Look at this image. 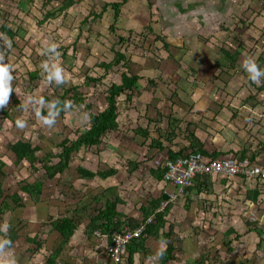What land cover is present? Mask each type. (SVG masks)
Instances as JSON below:
<instances>
[{
	"label": "rangeland",
	"instance_id": "rangeland-1",
	"mask_svg": "<svg viewBox=\"0 0 264 264\" xmlns=\"http://www.w3.org/2000/svg\"><path fill=\"white\" fill-rule=\"evenodd\" d=\"M50 1L49 4L48 0H0V25L6 24L15 30L20 27L24 35V38L16 37L11 40L0 34V59L11 65L13 76L12 92L8 103L3 106L5 110H9V114L4 116L0 113V163L6 164L0 169V177H4L0 205L6 201L13 209L5 215L0 214V264H47L62 242L61 235L52 228V221L63 217L73 218L79 227L70 243L63 248L56 264H111L106 243L86 235L90 218L104 207L107 199L115 200V197L121 195L125 207L120 208L125 209L128 218L140 221L143 219L141 205L153 199V194H159L155 191L156 180L150 170L156 160L163 158L149 161L151 153L145 154L143 151L148 141L142 143L143 139L137 137L133 130L138 125L135 117L146 124L147 115L137 114L143 106L137 105L135 97L131 100H126L125 96L120 97L119 107L125 117L121 131L106 136L98 147L83 148L74 153L67 172L54 179L47 177L40 164H37L39 171H32L27 162L16 165L15 155L9 146L17 141L32 143L33 146L40 147L38 156L42 158L50 152L56 155L60 150L58 145L64 139L75 140L80 130L90 125L89 115L98 113L107 106L106 91L110 84L120 81L119 70L122 71L123 68L115 66L106 75L104 68L100 67V63L112 61L116 51L130 57V71L141 77L142 86L147 87L149 79L154 80L157 84L156 97L167 98L166 103H169V97L175 99L172 94L176 89V82L183 85L198 82L195 59L199 51L203 55L218 53L221 61L227 62L220 51L225 45L233 51L241 48L239 51L243 61L247 57L252 58L262 43L264 47V0H151V10L149 0H129L121 9V16L115 24L117 30L114 32L109 29L113 23V11L110 7L98 18L89 15L90 12L99 14L105 4L118 0H82L65 13H59L41 23L46 12L59 6L62 0ZM148 26L152 27V32L148 30ZM233 28L234 35L230 36ZM121 37L125 40H120ZM242 37L248 41L245 43ZM9 40L10 47L5 44ZM164 41L170 45L169 48L165 47ZM53 44L57 46L58 56L49 51ZM183 56H188V59L184 60ZM45 60L62 67V83L48 79L41 66ZM224 64L221 73L217 74L221 75L222 83L234 80L238 85L250 87L247 80L249 75L242 64L239 65L242 72L237 68L233 72L228 68V63ZM191 69L194 72L190 73ZM201 69L200 80H211L207 74L206 77L202 75L207 73V69L210 70L208 66ZM38 70L40 78L31 81L29 74ZM86 75L106 78L99 84L93 82L86 85ZM72 86L79 88L85 103L92 108L86 109L85 105L67 107L61 115L49 102L57 100L58 94L63 93V88ZM191 92L188 91L187 96ZM70 97L68 95L66 99L68 104L72 103ZM46 98L50 101H46ZM127 117L133 119V123H129L131 120ZM45 118L54 122L48 124ZM18 121H25V126L21 127ZM221 125L228 143L224 137L217 141H224L232 147L230 141L233 138L229 134V126L232 125L236 135L240 128H234L227 121ZM249 140L250 143L245 146L242 141L237 149L246 146L250 148L254 144L261 149L262 144L258 146L257 140L253 142L251 136ZM229 150L227 153L233 152L237 156L242 151H236L233 147ZM247 156L250 158L248 154ZM130 160L140 161L141 167L133 175L135 179L131 180V186L124 184L120 193V182H124V174L128 175L125 167H128ZM58 161L53 157L51 163L56 164ZM78 165L92 171L116 168L118 174L107 180L97 178L93 182L86 181L79 178ZM119 167H124L121 168L120 175ZM35 182L43 184L38 203L22 192L23 186ZM13 195L20 197L25 208H19L12 202L9 197ZM179 202L177 200L170 216L177 225L173 238L177 240L179 237L182 240L180 242L178 239L180 243L177 241L176 244L183 253L175 264H198L200 255L205 252L210 255L204 258L206 264H221L213 260L217 256L226 257L223 256L225 245L229 240L233 241L235 236L227 234L230 225L241 234L238 241L232 242L237 251V259L231 262L237 264L242 257L243 253L240 251L243 248L246 251L251 247L253 253L257 252L255 244L259 238L256 233L244 234L246 229L242 221L233 222L226 219L225 215L222 218L212 217L211 214L201 213L200 208L197 212V205H192L191 212L186 213L179 209ZM12 230L16 231L17 238L13 246H7L6 237ZM34 237L36 242H32ZM262 241L264 245V239ZM148 245L154 250L155 257L144 260L143 264H158V255L164 245L152 239ZM39 246L40 249L37 248ZM140 257L136 258L135 264H141Z\"/></svg>",
	"mask_w": 264,
	"mask_h": 264
},
{
	"label": "crops",
	"instance_id": "crops-1",
	"mask_svg": "<svg viewBox=\"0 0 264 264\" xmlns=\"http://www.w3.org/2000/svg\"><path fill=\"white\" fill-rule=\"evenodd\" d=\"M233 35L234 28L230 36ZM243 35L244 34H242V36ZM242 40L245 43L248 41L243 37ZM224 47L227 49V46L224 45ZM259 47L263 49L259 48L252 58L261 68H264L263 43ZM197 55L198 56L195 59V69L197 70L196 74L198 82L193 85H183L176 82V89H174V93L172 94L175 96V99L169 97V103H166L165 101L167 98L158 99L156 97V83L152 87L150 85L145 87L140 84L141 95L135 97L134 100L137 101V105H142L143 108L140 110L138 109L139 111H137V114H144V116L147 115L148 119L146 120V124H143L141 119L135 117L134 120L135 122H138V125H136L133 130L139 127L142 129H149L150 131V138L147 140L134 133L137 137L143 139L142 143L148 141L147 146L143 147L145 148V150H143L144 153H151V161L160 158L167 159L169 151L173 153L183 151V155H186L187 153L194 151L195 148L202 149L208 154L207 156H210L214 152H220L222 155H227V152L230 151L229 148L232 147L235 148L236 151L249 148L246 146L237 149L242 141L244 142V146L245 144H249V138L251 136L253 142L257 140V145H262L261 149H259V147L256 148V145L254 144L248 149L247 154L250 157L254 154L256 155L255 162L253 163L255 166H259L262 169L263 174L259 177L250 179H243L241 177L228 179L220 176L207 178V186H204L205 188H203L202 192L197 193L195 189L192 193L187 194V191L180 194L178 187L173 184L166 183L164 180L157 181L155 179V191H158L157 193L159 194L158 196L155 194L152 196L158 198L160 197L159 195L163 193L169 198L162 202L157 212L163 211L168 204L174 203L175 206L167 218L168 221L173 223L174 228H176L177 225L171 220L170 216L176 207L177 200H180L179 209L181 208L186 213L191 212L190 208L192 205H197V212L201 209V213L211 214L212 217L222 218L225 215L226 219H231L233 222H239L240 220L244 223L246 229L244 234L251 235V233H256L258 236L257 230H259L261 236H258L259 240L255 244L257 252L253 253L251 247L246 251V248H243L240 251L243 253L242 257L238 259L237 264H264V245L262 243V240L264 239V77H262L261 82L259 83L247 79L250 87L245 84L238 85L234 80L233 82H226L224 84L220 81L221 75L217 74L221 73V68L224 67V63H227L228 61L222 62L218 53L203 55L202 52L199 51ZM221 55L223 56L222 53ZM183 58L184 60H187L188 56H183ZM242 62L243 58L242 54H240L235 69L237 68L240 70L239 65L243 64ZM228 65L229 63L227 66ZM203 66H208L210 70L207 69V73L202 75L204 77L208 75L211 80H206L205 82L200 80L201 74L199 71L202 70L201 68H203ZM190 71V73L194 72L192 69ZM231 71L234 72L235 70ZM240 72L242 71L240 70ZM214 76L215 78H213ZM188 91H192L189 96H187ZM133 106H136V104H133ZM128 118L129 117H127V119ZM124 120L125 117L123 116V121ZM132 120L129 121V123H133ZM225 121L232 123L234 128L235 126L240 128L239 134L236 135L232 130V125L229 126V134L233 135H231L233 140L230 141L232 144L229 143L232 147L226 145L224 141L223 143L217 141V139H223L224 137L228 143L225 131H221V123H224ZM170 131L173 132L172 136L168 134ZM190 133H194L197 139L191 137ZM152 139H154V141ZM130 162L139 163L140 161L135 162L130 160ZM121 168L119 167V175L121 174ZM153 168H156L155 163L153 164ZM131 169H133L131 166L130 168L125 167V171L128 172V175H123L124 182H120V193L124 184L131 186V180L135 179L133 175L137 171L134 170L130 173ZM129 177L132 179H129ZM256 193L260 194L255 198ZM120 196L119 198L122 203L119 205V211L126 216L125 209L120 208L125 207L123 204L124 200ZM173 197L175 198L174 200H172ZM165 202H167V205L163 208L162 205ZM153 216L154 215H151L149 218H153ZM245 222H248L249 225H246ZM229 229H234L235 233H237L236 229L231 225L229 226ZM237 234L240 235L239 238H241V234ZM151 239L154 242L161 243V245L163 244L161 241H157L150 237L146 240V247L149 249L150 246L148 245V242H150ZM102 242L107 244L106 238L103 237ZM225 248L226 251L223 253V256L226 257L217 256L213 262L233 264L231 261L237 259L235 256L237 251L234 249L232 243L230 248L226 245ZM150 250L154 252V250ZM218 251L219 250H217V252ZM153 252L152 255L145 260L155 257V253ZM218 254H220V252H218ZM138 256L139 255H135L133 264H135V260ZM210 263L211 262H208V264Z\"/></svg>",
	"mask_w": 264,
	"mask_h": 264
},
{
	"label": "trees",
	"instance_id": "trees-1",
	"mask_svg": "<svg viewBox=\"0 0 264 264\" xmlns=\"http://www.w3.org/2000/svg\"><path fill=\"white\" fill-rule=\"evenodd\" d=\"M81 1L82 0H62L59 6L52 7L49 11L46 12L41 23H44L45 21L56 17L59 13H65ZM128 1L129 0H118L117 2L107 3L104 5L99 14L90 12L89 16L98 18L104 12H106L108 7H110L113 11V23L109 26V29L114 32L115 30H117L115 24L117 23L118 18L121 16V9L125 4L128 3ZM150 1L151 0H149V9L151 10L152 3H150ZM48 3L50 4L51 1L48 0ZM244 29H242V31H244ZM148 30L150 32L153 31L152 27L150 26H148ZM0 34L8 36L11 40H14L16 37L24 38L22 29H20V27L15 30L6 24L0 25ZM120 40L124 41L125 39L121 37ZM163 43L166 48H169L170 45L168 43H166L165 41ZM240 49L237 48L233 51L229 48L226 49L225 47H223V49L220 50L226 61H228V68L230 70L236 71L235 65L238 61L239 55L241 54V51H239ZM129 58L130 57H126L125 53L116 51L112 61L100 63V67L102 66L104 68L106 75L108 74V71L110 69H113L115 66H119L124 70H119L120 81L111 83L108 87V90L106 91L107 106L102 111L98 113H91L89 115L90 125L85 129L80 130L75 140L64 139L58 145V149L60 150L56 155H53L54 153L50 152L44 154V157L42 158L38 156V153L41 150L39 146H33V144L29 142L17 141L9 146L10 151L15 155V164L21 165L23 162H27L30 165L32 171H39V169L42 167L47 177L49 179H54L58 175H63L65 171L67 172L71 165L72 156L74 153L79 152L83 148L90 149L93 147H98L103 143L106 136L117 131L120 132L121 126L123 124V115L120 110L121 108L119 107L120 97L125 96L126 100H131L132 98L139 97L141 95V77L130 71L131 60ZM29 76L31 81H35L40 78V71L38 70L31 72ZM105 78L106 76L95 78L90 75H86L85 84L90 85L93 82L99 84L103 82ZM153 81V79H149V85L151 87L155 84V82ZM68 95H71V104L66 103ZM45 100L50 101L49 98H46ZM57 100H59V104L55 105L53 108L61 115L65 113L64 109H66L67 107L76 108L80 107L81 105H85L86 109L90 110L92 108L90 104L85 103L86 100L84 96L79 92V88L77 86H72L71 88L68 87V89L63 88V93L58 94ZM18 102L20 103L19 100ZM0 113H2L4 116H7L9 114V110H5L3 107H0ZM134 133L137 136H142L145 140L150 138L149 129H142L138 127L134 129ZM172 133L173 132L170 131L168 134L172 136ZM190 136L194 139H197L194 133H190ZM152 140L154 141V139ZM193 152H200L211 159L223 158L230 155L237 156L233 152H231V154L228 153L227 155H222V153L220 152H214L210 156H207L208 154L200 148H195ZM247 152L248 149H243L241 151L240 156L242 159L248 158ZM181 156H183V151H180L179 153H173L169 151V155L167 158L174 160ZM53 157L59 159L56 164L51 163ZM255 159V154L249 158L251 163L255 162ZM37 164H40V168L37 167ZM3 166H6V164L0 163V169H2ZM130 166L133 167V169H131L130 171L132 173L134 170H138L140 168V163H132L128 161V168H130ZM77 171L79 173V178L87 181H92L96 178L107 180L118 174V170L116 168H109L105 171H92L83 165H78ZM150 172L154 179H156L157 181H163V176L165 173L164 169H162L161 167H156L152 168ZM211 177L213 176H197L193 181L192 186L186 189V194L192 193L195 189L197 193L202 192L203 188H205L204 186H207L206 179ZM3 179L4 177H0V196H2L1 193H3ZM42 190L43 184L41 182L28 183L22 187V192H25L29 196H31L32 200L35 203H38L39 198L42 195ZM259 194L260 193H256L255 198L259 196ZM159 196L160 197L153 198L146 204L141 205L140 211L143 219L140 221H134L133 219L126 217L121 211H119V205L120 203H122L119 197H115V200L107 199L104 207L97 210L96 214L90 218L89 224L86 229V235L89 238L92 236L94 238V233L96 231H100L103 237L106 238L107 245H111V235L113 232L118 230L120 231L123 227H125L126 224L137 226L147 221V219L151 215H154L151 222L146 225L143 236L139 239L133 240L128 246V253L125 257V264H133L135 255L141 256L140 260L141 264H143L144 260L152 255L153 251L146 247V240L150 237L154 238L157 241H161L163 243L162 245H164V249L159 254V264H175L176 261L181 258L180 256L183 253L182 250H178V247L176 245L179 237L177 240L173 238L175 235L174 225L167 219L175 204H168L163 211L157 212L162 202L169 199L163 193ZM9 198H11L12 202L19 208L25 206L23 203H21L19 196L13 195ZM255 198L253 199L256 200ZM11 211H13L11 204L3 201L0 205V214L5 215L6 213H9ZM245 223L246 225H249L248 222ZM78 227V223L73 218L69 217L58 218L52 221V228L61 235L62 242L57 250L52 253L51 257L48 259L47 264H56L57 258L62 254L63 248L70 243L71 239L74 237L76 231L78 230ZM257 232L258 236H261L260 231L257 230ZM10 233L11 234L6 237V241L10 240L11 243H7V246H13L14 241L17 238V233L15 230L10 231ZM227 234L235 235L233 241H237L240 237V235L235 233L234 229H229ZM179 241L181 242L182 240L179 239ZM233 241L229 240L226 246L230 248V245ZM32 242H36V237H34V240H32ZM37 248L40 249V246ZM209 256L210 255L208 254V252L200 255L201 259L198 264H205L206 260H204V258H208Z\"/></svg>",
	"mask_w": 264,
	"mask_h": 264
},
{
	"label": "built area",
	"instance_id": "built-area-1",
	"mask_svg": "<svg viewBox=\"0 0 264 264\" xmlns=\"http://www.w3.org/2000/svg\"><path fill=\"white\" fill-rule=\"evenodd\" d=\"M157 167L165 170L164 181L178 187L180 194L192 186L193 181L199 175L220 176L224 178H256L263 174L259 166L251 163L249 158L230 155L223 158L211 159L200 152H190L174 160H156ZM175 198L173 197L172 200ZM167 202L163 203L164 208ZM149 218L146 222L137 227L127 226L123 231H116L111 235V245H107L109 260L112 264H125V257L129 244L136 238L142 236L146 225L151 222ZM95 237L99 241L103 240L100 232H95Z\"/></svg>",
	"mask_w": 264,
	"mask_h": 264
},
{
	"label": "clouds",
	"instance_id": "clouds-1",
	"mask_svg": "<svg viewBox=\"0 0 264 264\" xmlns=\"http://www.w3.org/2000/svg\"><path fill=\"white\" fill-rule=\"evenodd\" d=\"M5 44L8 47H10L11 41L10 40L5 41ZM56 47L57 46L55 44L51 45L49 51L58 56L59 52L56 51ZM41 66H42L43 70L47 73L49 80H54L57 83L63 82V75H62L63 69L61 66H59L55 63L50 64L48 60L42 61ZM242 67L248 73L249 79L251 81H254L257 83L261 82V77H264V68H261L253 58H251V57L246 58L243 61ZM10 68H11L10 64L4 62L3 59H0V107H3L4 105H6L8 103L10 94L12 92L11 81L13 79V76H12V72L10 71ZM40 102L44 103L43 100H41ZM49 103H50V106L54 107L55 105L59 104V100H53ZM45 122L48 124H52L54 121L45 118ZM18 124L21 127H23V126H25L26 122L25 121H18ZM155 166H156V164H155ZM163 180H164V178H163ZM125 227H127V226H125ZM125 227H123L120 231H123ZM134 227H137V226H134ZM96 232H100V231H96ZM142 236H143V234H142ZM142 236H140L139 238H141ZM94 237H95V233H94ZM139 238H136V239H139ZM5 243H11V241L10 240L5 241ZM127 252H128V249H127ZM5 264H8V262H5Z\"/></svg>",
	"mask_w": 264,
	"mask_h": 264
}]
</instances>
